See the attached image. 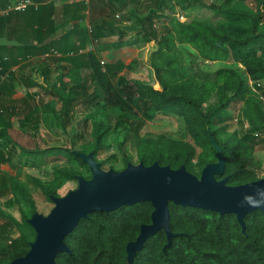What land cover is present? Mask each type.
<instances>
[{
  "label": "trees",
  "instance_id": "16d2710c",
  "mask_svg": "<svg viewBox=\"0 0 264 264\" xmlns=\"http://www.w3.org/2000/svg\"><path fill=\"white\" fill-rule=\"evenodd\" d=\"M107 1V9L112 12L108 21L95 24L91 31L74 22L49 42V38L68 24L47 31L39 22L37 28L17 26L20 20L26 19L29 24L32 18L40 17L46 7H31L21 15L13 12L1 17L0 37L17 40L22 45L0 47V67L9 70L30 56L58 52L61 57L57 60L66 66L60 74L63 88L59 92L46 91L58 97L62 112L59 114L49 107L54 115L48 120L56 130L66 132L78 113L86 114L79 125L84 126L83 131L93 128L95 146L89 152H81L93 153L94 158L106 147V138L121 133L124 138L120 142L121 151L128 144L136 149V163L125 155L126 163L150 166L158 162L173 169L184 165L189 172L200 176L208 164L218 160L212 138L226 157L225 173L216 176L218 180L229 176L228 184L238 186L262 178L254 157L264 145V0H252L256 3V9L252 10H230L224 4L216 7L201 0ZM190 10H195L196 16L181 21L179 11L187 14ZM134 19L141 24L136 32L128 33L120 26ZM116 35L118 42L110 39ZM126 37L130 42H125ZM90 41L115 50L154 41L157 47L150 60L153 83L129 78L130 74L142 72L140 62L115 60L103 67L97 53L89 49ZM80 50L85 52L79 54ZM71 52L76 55L70 56ZM15 79L13 73L7 82ZM157 83L163 90L154 88ZM6 84L0 86V92L5 88L8 94ZM238 103L243 104L242 111L237 128L231 131L234 117L230 109ZM166 115L184 121L188 140L143 133L155 117ZM33 128L34 135L41 130L37 124ZM74 132V138H84L78 129ZM5 135L10 139L0 130V138ZM44 142V148H21L26 166L46 165L44 157L53 151H68L72 158L71 166L56 168L49 174L45 181L51 184L49 188L42 183L48 201L52 202L51 197H59V191L69 181H77L78 176L90 179L91 173L72 149L50 147ZM3 163L7 164L8 160L0 152V165ZM12 181L13 177L0 174V198L26 193L20 185H11ZM169 208L171 230L179 235L166 250L168 240L164 231L150 237L144 249L137 253L134 264H264V211L248 214L243 232L234 214L221 216L172 202ZM153 210L150 202H144L108 213H91L65 237L71 252L60 253L57 264H129L127 245L137 239L142 225L152 222ZM36 211H31L32 215ZM11 220L10 234L17 238L9 244L0 237V264L25 256L35 240H31V233L36 237L26 216L20 221Z\"/></svg>",
  "mask_w": 264,
  "mask_h": 264
},
{
  "label": "water",
  "instance_id": "95a60500",
  "mask_svg": "<svg viewBox=\"0 0 264 264\" xmlns=\"http://www.w3.org/2000/svg\"><path fill=\"white\" fill-rule=\"evenodd\" d=\"M67 29L59 30L47 41L55 40ZM21 45L17 40L0 37V47ZM160 90H163L161 86ZM211 142L218 160L208 164L200 176L189 172L184 165L173 169L158 162L150 166L129 163L122 171H106L96 162L93 153L75 151V155L89 167L91 178L78 176L77 189L64 197H51L54 208L48 215L36 212L27 220L36 233L35 240L30 243L25 256L8 264H57L56 258L60 253L71 252L65 237L82 219L89 218L94 212L108 213L144 202H150L154 208L152 222L142 225L137 239L127 245L129 264H134L146 241L160 231L166 233L168 240L164 250L172 246L173 238L179 234L171 230V202L182 207L217 212L221 216L234 214L245 232L246 216L257 210L264 211V177L238 186L228 184L229 176L218 180L216 176L225 173L226 157L215 140L211 138Z\"/></svg>",
  "mask_w": 264,
  "mask_h": 264
},
{
  "label": "rangeland",
  "instance_id": "374dc122",
  "mask_svg": "<svg viewBox=\"0 0 264 264\" xmlns=\"http://www.w3.org/2000/svg\"><path fill=\"white\" fill-rule=\"evenodd\" d=\"M177 2L178 0H173ZM206 4H212L216 7L221 5H226L227 9L230 10H252L251 8L256 9V3L252 0H201ZM173 4V3H172ZM179 9V8H177ZM109 16L112 15V12L107 9ZM178 15L180 16L181 21H190L193 17L196 16L195 10H190L187 14H183L179 11ZM119 19V16H118ZM120 20V19H119ZM124 29L128 33H133L139 30L141 27L140 22L137 19H134L133 22L122 24ZM159 28L160 26L157 25ZM112 41L118 42V35L110 38ZM125 42H130V39L126 37ZM132 40V39H131ZM95 45L98 43L92 41ZM136 51H131L130 53L122 52V57L124 60L129 58H135L136 62L142 64V72L130 74L129 78L132 81L141 79L146 84L153 83L152 73L150 70V60L156 50L155 42H151L145 46L142 44H133L127 45ZM153 52V53H152ZM135 54V55H134ZM130 60V59H129ZM131 61V60H130ZM106 62V61H105ZM127 72V69L124 70ZM144 76V78H141ZM187 76V75H186ZM155 79V78H154ZM157 83L155 86H158ZM155 89L160 90V85ZM21 100H16L15 103L12 102L11 110L1 114L0 108V130L5 131L10 139L5 137L0 138V152H2L5 158L8 160L7 164L0 165V174L13 177L11 185L18 184L25 189V192L28 194H9L0 198V237L5 239L7 243H12V240L17 238V236H11L10 230L12 220H21L24 216L28 219L32 217V212L36 209V212H39L43 215H48L50 211L54 208V204L48 201V198L43 190L42 183L49 188L51 184H46V180L49 178V174L52 173L56 168L71 166L70 162L71 155L68 151H57L49 152L44 159L47 161L46 165L42 167H31L26 166L23 161L26 159L21 155V148L34 149L35 147H46L44 140H46L50 147H62L72 149L74 152H89L95 146V137L94 130L90 128L88 131H83L84 126L79 125V122L83 120L82 118L86 114L78 113L75 118L68 124L67 131L57 132L54 126L50 125L49 118L52 117L53 112L50 108L59 111L61 114V103L59 101L47 102V100L39 101L34 100L29 102H23ZM9 103V102H6ZM51 104V106H50ZM242 103L235 104L230 110V113L234 117L233 122L231 123V131L237 128L236 124L238 121V115L242 111ZM50 107V108H49ZM10 110V109H9ZM83 111V109H82ZM14 113V114H13ZM83 114V115H82ZM3 115V116H2ZM61 116V115H60ZM6 120V121H5ZM36 124L40 127V131L36 132L37 135H34V128ZM72 124V125H71ZM49 129V132L48 129ZM74 129L83 133L84 138L78 140L75 137ZM143 133H152L157 135H166L176 140H188L189 137L186 132V126L184 121L177 116H159L155 117L154 120L150 121L143 130ZM264 135V134H263ZM123 134H112L105 141V148L99 150L96 153L95 160L100 163L104 170L113 169L115 171H122L126 169L129 163H126L125 155L129 156L132 160V163H136L137 155L136 149L133 144H128L125 146L124 150L120 149V142L123 141ZM72 142L77 143L75 146ZM40 148V149H41ZM22 157V159H21ZM23 160V161H22ZM130 162V163H131ZM254 164L256 165L257 172L261 177H264V145L260 146V149L255 154ZM86 172L85 169H82ZM88 176V173H85ZM78 188V181L71 180L62 189L59 191V197H64L70 191ZM29 196V197H28ZM58 197V196H55ZM31 240L35 238V234L31 233Z\"/></svg>",
  "mask_w": 264,
  "mask_h": 264
},
{
  "label": "crops",
  "instance_id": "0c3cea01",
  "mask_svg": "<svg viewBox=\"0 0 264 264\" xmlns=\"http://www.w3.org/2000/svg\"><path fill=\"white\" fill-rule=\"evenodd\" d=\"M18 1L20 0H0V10H5L9 6L17 3ZM34 1L39 3L40 7H46V10L42 12L40 17L32 18L33 20L29 23L30 26L29 24H27V20L24 19L22 21L20 20V22H17L18 27H21V25H23L22 27L27 25L28 27L33 26L37 28L38 24L41 23L42 25L44 24V31H47L49 29H53V27L60 28L64 24H68L66 28H70L72 26V23L79 22L85 30L91 31V28L94 27L95 24H100L103 21L109 20V13L107 12V0ZM19 15L21 14L19 13ZM13 25H15V23H13ZM88 34L91 33L89 32ZM107 41L111 42L108 39ZM88 46L90 48H93V50L97 53L99 59L104 62L106 61L105 63H111L115 60H121L124 63L130 60H136L135 58H129L130 60H124L125 56L124 58L122 57V52L130 53L131 51H136L130 46H125L123 48L115 50L112 48H106L105 46L101 47L99 46V44L95 45L92 41H90ZM60 57L61 56L58 57L54 53H49L46 55L43 54L41 56H30L29 58L22 61L19 65L13 66L16 70L14 72V74H16V79L10 82H7V79L5 82L2 83H7L6 87H8L9 93H6L5 88L1 89V114L8 111L11 112V104L12 102L15 103L16 100H21L23 102H26V100H28L29 102L34 100L40 101L42 99L47 100V102L51 100L52 102L56 100L58 101V97H54V95H51L46 90L49 89L53 92H59L63 88V84L60 79V74L64 71L66 66L64 63H61L59 60H57V58ZM32 75H35V79L32 78ZM4 89L5 93H2ZM56 131L60 132L59 130ZM47 132H49V129Z\"/></svg>",
  "mask_w": 264,
  "mask_h": 264
},
{
  "label": "built area",
  "instance_id": "2783aa9c",
  "mask_svg": "<svg viewBox=\"0 0 264 264\" xmlns=\"http://www.w3.org/2000/svg\"><path fill=\"white\" fill-rule=\"evenodd\" d=\"M39 6H40L39 3L35 2L34 0H20L17 3L9 6L5 10H0V17L9 16L13 12L22 13V12L27 11L31 7L38 9ZM89 49L93 50V48H90V47H89ZM84 52H85V50H80L79 54H82ZM54 54L58 57L61 56L58 52H54ZM69 55L75 56L76 53L71 52V53H69ZM5 61H8V59L6 58ZM101 64L104 67L106 63L104 61H101ZM103 70H105V69H103ZM15 71L16 70L14 67H11L9 70H5L4 67H0V85L3 82H5L11 76V74H13Z\"/></svg>",
  "mask_w": 264,
  "mask_h": 264
}]
</instances>
